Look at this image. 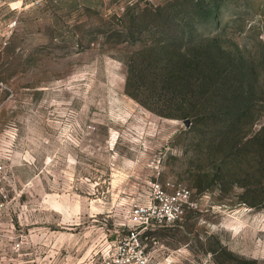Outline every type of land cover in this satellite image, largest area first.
I'll list each match as a JSON object with an SVG mask.
<instances>
[{
    "label": "rangeland",
    "instance_id": "obj_1",
    "mask_svg": "<svg viewBox=\"0 0 264 264\" xmlns=\"http://www.w3.org/2000/svg\"><path fill=\"white\" fill-rule=\"evenodd\" d=\"M202 50L261 85L257 131L264 0H0V264H89L138 204L174 214L143 234L158 258L264 264V180L246 183L238 159L218 177L212 131L159 88ZM154 183L190 190L179 212Z\"/></svg>",
    "mask_w": 264,
    "mask_h": 264
},
{
    "label": "trees",
    "instance_id": "obj_2",
    "mask_svg": "<svg viewBox=\"0 0 264 264\" xmlns=\"http://www.w3.org/2000/svg\"><path fill=\"white\" fill-rule=\"evenodd\" d=\"M199 38H195L196 46L202 49L204 41ZM220 57H211L204 51L194 53L184 82L168 75L159 88L168 102L187 105L188 112L179 116L192 117L195 126L203 125L212 131L213 136L207 143L213 158L220 155L222 164L216 169L218 177L226 179L231 163L238 159L244 181L261 186L264 180V125L248 134L257 115V102L252 92L261 85L237 77L234 65L229 61L222 64ZM182 63L178 62L173 71H183ZM260 190L258 193L261 194ZM256 198L253 194L251 200H244V203L255 206L261 197Z\"/></svg>",
    "mask_w": 264,
    "mask_h": 264
},
{
    "label": "built area",
    "instance_id": "obj_3",
    "mask_svg": "<svg viewBox=\"0 0 264 264\" xmlns=\"http://www.w3.org/2000/svg\"><path fill=\"white\" fill-rule=\"evenodd\" d=\"M5 168L0 164V220L7 209L8 192L3 181ZM160 200L168 201L175 206L179 212L180 206L187 200L190 190L184 186H175L172 192L167 195L158 183L153 184ZM175 213V212H174ZM174 219V214L167 208L164 214H154L153 204L135 205L129 212L124 228L114 238L108 241L99 259L90 261L89 264H172L170 257L158 258L152 251L147 249L144 242L146 236L143 234L158 226L166 225ZM12 248L19 250L20 242H16Z\"/></svg>",
    "mask_w": 264,
    "mask_h": 264
}]
</instances>
